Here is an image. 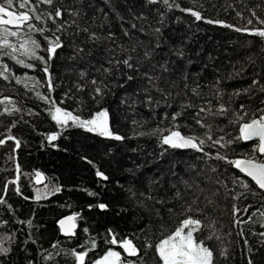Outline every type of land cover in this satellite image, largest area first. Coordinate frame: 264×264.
<instances>
[{"label":"trees","instance_id":"1","mask_svg":"<svg viewBox=\"0 0 264 264\" xmlns=\"http://www.w3.org/2000/svg\"><path fill=\"white\" fill-rule=\"evenodd\" d=\"M175 3L180 7L169 8L161 0H54L52 6L39 5L38 11L54 13L59 8L62 12L56 24L49 20L46 25L50 29L63 25L56 33L63 47L50 62L51 92L39 61L26 60L36 65L28 69L0 54V66L9 67L7 79L0 77V100H11L0 104V124L8 117L30 116L45 126H20L29 145L19 150L16 161L42 171L47 178L52 174L47 162L55 163L56 172L65 168L58 160L79 165L77 182L83 187L63 188L55 195L56 203L49 208L65 210L62 214L51 216L29 203L21 211L0 204V233L7 231L26 244L11 264H74L69 253L85 250L94 239L97 247L86 257V264H92L110 247L106 242L110 233L118 240L131 239L139 250V256L126 257L123 249L112 246L122 257L134 264H160L155 245L188 216L205 225L194 236L213 250L214 264H264V217L260 216L264 195L235 183L239 177L254 186L226 161L215 158L217 152L229 159L251 154L254 142L225 148L206 145L203 152H197L163 145L160 133L155 132L160 129L167 134L175 128L185 135L204 137L210 131L213 140L222 136L227 141L238 129L229 121L243 112L248 113L245 120L254 113L260 115L257 109H264V40L235 29L264 28L257 22V17L264 20V0ZM181 8L199 11L204 19L197 21ZM208 19L232 27L208 24ZM33 36L46 46L42 37ZM39 54L47 58V53ZM25 77L40 80L41 86L16 82ZM96 88L101 94H96ZM37 92L81 118L107 109L111 130L123 139L101 137L75 126L61 129L51 120V105L38 98ZM221 104L227 113L217 112ZM5 106L19 111L9 114ZM197 119L210 127H200ZM52 133H58V138L50 143L46 137ZM11 161L8 158L0 171L6 172ZM97 170L108 179L98 177ZM99 204L107 207L101 210ZM74 213L79 214L76 234L64 236L56 222ZM0 264H8L2 256Z\"/></svg>","mask_w":264,"mask_h":264},{"label":"snow or ice","instance_id":"2","mask_svg":"<svg viewBox=\"0 0 264 264\" xmlns=\"http://www.w3.org/2000/svg\"><path fill=\"white\" fill-rule=\"evenodd\" d=\"M157 2L158 0H149V3ZM161 2L169 8H172L173 6L177 8L180 7L175 3V0H173L172 3H170L169 0H161ZM192 2L194 3L195 0H192ZM53 3L54 0H35V2H33V0H0V54L10 57L15 60L17 64L28 69H33L36 65L26 63V60L39 61L43 65L41 70L47 75L46 85L48 92L53 90V80L49 73L50 62L55 58L57 50L63 47L60 36L56 35V33L62 30L63 25L57 24L55 29H50L46 25L49 20L52 21L53 24H56V18L61 17L62 12L59 8H56L54 13L38 11V9L41 4L52 6ZM180 10L190 13V15L197 21L204 19L201 12L193 10L192 8H181ZM253 15H255V13H253ZM205 22L208 24H223L222 21H213L210 19ZM257 22L264 25V20H261L258 17ZM252 23L253 21L249 19L248 24ZM223 26L232 27L227 24H223ZM25 28L27 31H22ZM235 30L237 32L245 31L249 35L264 40V28H253L251 30L247 28L243 30L236 28ZM48 32H51L52 35H45V33ZM33 34H38L42 37L46 42V46H43L39 39L34 38ZM10 38H16L17 42L14 43ZM41 51L47 53V58L39 54ZM21 57L24 59H21ZM124 63L127 64L128 61L125 60ZM8 71V65L5 64L0 66V77L7 79L6 73ZM81 75H83V73ZM129 79H131V77H129ZM29 81H31L32 88L41 86V81L34 77H25L23 80L17 78L16 80L17 83H25V86H28ZM92 83L95 84L96 81L93 80ZM253 83L255 84L257 82L253 81ZM245 91H247V89ZM95 92L99 95L101 94V89L96 88ZM36 95L45 103L51 105L49 108L51 120L61 129L68 126H75L83 128L87 132L96 133L101 137L112 138L115 140L123 139L122 136L114 134L111 130L107 109L96 111L94 114H91L90 118H81L80 115L73 114L72 111L57 106L56 101L50 96L42 95L39 92H37ZM6 101L8 104L11 103L9 98H4L3 100H0V104H5ZM148 102L151 103V98L148 99ZM11 111H19V109L13 108L10 110L5 106V112L11 114ZM200 111L203 112L205 109L202 108ZM207 111L211 112V107H209ZM227 111L228 109L222 104L217 110L219 114H225ZM257 111L260 115L257 116L254 113L250 120L244 119L248 113L243 112L237 116L235 121H229L230 123L237 124L238 129L237 135L227 141H224V137L222 136L213 140L210 131L204 134L206 139L200 136L182 134L175 128L167 130V134H164V131L160 129H156L155 132L160 133V142L163 145H167L172 149H193L197 152H203L204 146L206 145L208 147L219 145V147L225 148L236 142H254L252 153L245 154L242 158L229 159L227 156L221 155L219 152L216 153L215 158L217 160L226 161L230 166L237 169L239 173H243L244 176L250 178V181L254 182V186L248 181L239 179V177L234 181L235 183H238L246 191L253 192V194H255L256 189H259L261 195H264V109H257ZM177 115L179 114L177 113L176 115H173L171 119L175 121ZM196 123L202 128L210 127L202 123L199 119L196 120ZM143 134L144 133H141V135ZM57 138L58 133H52L46 137L50 143ZM8 139L15 140L11 135L8 136ZM208 141H211V144H208ZM4 142V140H0V144H3ZM15 144L18 148L20 146V141L15 140ZM89 163L91 162L89 161ZM19 170V165H17V172H19ZM96 175L103 180L108 179V177L99 170H97ZM35 177L36 183H40L43 179L42 174L38 171L35 173ZM18 179L19 177H17V180ZM10 183H15V181ZM6 190L7 185L5 186V191ZM54 191L59 192L60 188H56ZM16 192H20L19 187H16ZM89 195H95V193L90 192ZM35 198L37 200L42 198L39 190L37 191ZM4 203H6V201L0 197V204ZM97 207L103 210L107 205L99 204ZM244 211L247 212L248 209L245 208ZM254 214L255 213H253V215ZM260 216L264 217V212H260ZM78 217L79 214L74 213L60 219L58 221L60 232L65 236H74L76 234ZM237 222L239 223V221ZM21 223H24V221H21ZM27 224L30 227L31 221H27ZM204 227L205 225L199 218L188 216L183 219L171 233L164 236L155 245V252L159 258L160 264H214L213 250L207 246L203 240L194 236V233L201 232ZM84 231L87 232L88 230L84 229ZM261 235H264V233H261ZM206 239L210 240L212 237L208 236ZM106 242L110 247L99 258L92 261V264H134L133 261L128 260L126 257L139 256V250L131 239L122 238L118 240L115 234L110 233V238ZM112 246H118L123 249V253L126 254V257H122L121 252L115 250ZM53 247H56V245H53ZM96 247V241L91 239L85 250H73L69 255L74 258V264H86V257L89 255V250L95 249ZM8 251L9 249L0 247V253L6 254ZM249 264H251V261H249Z\"/></svg>","mask_w":264,"mask_h":264},{"label":"rangeland","instance_id":"3","mask_svg":"<svg viewBox=\"0 0 264 264\" xmlns=\"http://www.w3.org/2000/svg\"><path fill=\"white\" fill-rule=\"evenodd\" d=\"M31 124L45 127L42 122L30 116L8 117L0 124V140L5 141L3 144H0V167L8 158L10 160L12 159L6 172L0 171V197L17 211H21L23 206L26 203H29L33 206L37 205L42 207L51 216L53 214H62L65 210H51L49 208L50 205L56 203L55 195L58 192H55L54 190L56 188H60V190L63 188L83 189L80 185L78 186L77 182V177L81 173V168L79 165L58 160V163H62L65 168L61 172H56L55 163L47 162V165H50L52 170L51 176L49 178L45 176L46 179L43 184L37 187L33 186L32 182H34L35 173L37 171L41 173L43 172L39 170H31L29 165L16 161V158L18 159L20 157L19 150H24L29 145L21 133L20 126ZM9 135L14 137L15 140L20 141V146L18 148L16 147L15 140L8 139ZM17 165H19V172H17ZM17 177H19L18 180ZM53 178L56 182H53ZM12 181H15V183H10ZM6 185L7 190L5 191ZM16 187H19V193L16 192ZM38 190L42 197L39 200L35 198ZM12 199H15L16 202L12 203ZM25 245L26 244L20 242L16 235L7 231L0 233V247L9 249L6 254L0 253V256L4 257L8 264H11L12 261L18 259Z\"/></svg>","mask_w":264,"mask_h":264},{"label":"water","instance_id":"4","mask_svg":"<svg viewBox=\"0 0 264 264\" xmlns=\"http://www.w3.org/2000/svg\"><path fill=\"white\" fill-rule=\"evenodd\" d=\"M244 143H247V142H244ZM183 150H192V151H195V150H193V149H183ZM237 158H242V157H237ZM237 158H235V159H237ZM233 167V166H232ZM234 168V167H233ZM235 169V168H234ZM236 171H238L237 169H235ZM239 172V171H238ZM41 173V172H40ZM42 174V176H43V179L40 181V183H36V177H34V183H35V185H41V184H43L44 183V181H45V179H46V177H45V175L43 174V173H41ZM243 176H244V174L243 173H241ZM244 177H246V176H244ZM248 180H250V178H248V177H246ZM253 184H254V182H252ZM68 215H71V214H66V215H63L62 217H60L58 220H57V222H56V226H57V228H58V230H59V232H60V229H59V225H58V221L60 220V219H62V218H65V217H67ZM61 233V232H60ZM62 234V233H61ZM63 235V234H62ZM65 236V235H64ZM263 250H264V245H263Z\"/></svg>","mask_w":264,"mask_h":264}]
</instances>
